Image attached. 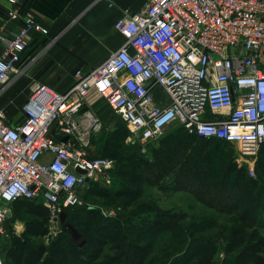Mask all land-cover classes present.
I'll return each instance as SVG.
<instances>
[{
  "label": "built area",
  "instance_id": "built-area-1",
  "mask_svg": "<svg viewBox=\"0 0 264 264\" xmlns=\"http://www.w3.org/2000/svg\"><path fill=\"white\" fill-rule=\"evenodd\" d=\"M5 1L0 93L18 72L31 34L48 33L29 0ZM114 28L124 44L100 67L77 69L63 92L33 84L17 123L0 110V241L9 205L41 204L55 223L64 210L82 205L81 188L114 169V160L88 154L105 129L87 105L92 92L143 151L181 126L233 147L254 174L264 145V0H147ZM155 89L165 104L153 98Z\"/></svg>",
  "mask_w": 264,
  "mask_h": 264
},
{
  "label": "rangeland",
  "instance_id": "rangeland-1",
  "mask_svg": "<svg viewBox=\"0 0 264 264\" xmlns=\"http://www.w3.org/2000/svg\"><path fill=\"white\" fill-rule=\"evenodd\" d=\"M4 20L5 1L0 0V26ZM46 46L47 42L42 36L31 35L28 41L27 53L30 52L28 55L32 54V56H34ZM25 59L27 58H24V60ZM19 76L17 72L11 75V85H13L10 91L11 95L9 94V99L0 104L1 108L5 109L9 114L16 111L18 112L20 109V107H17L18 97H20L25 90L27 93L29 91L27 78L21 77L17 79ZM22 79L25 80L24 85L21 82ZM152 96L158 104L166 103V97L161 91H154ZM90 102H93V100L91 99ZM100 102H102L101 99ZM114 129L117 130V135L120 137L111 139L106 133ZM112 130L107 127L106 131L104 130V132L96 138L95 148L97 153L95 156L114 158L117 161L115 168L110 173L96 175L93 182H89L79 190L82 198V205L66 212L65 220L61 219L63 214L58 217L55 223L48 220V233L38 239L48 248V252L44 257L45 261H49L52 264H72V262L77 260L81 261L79 256L80 252L75 248L74 244L81 239H85V253L90 257L95 256L96 242L104 243L101 257L94 260L96 264H137L136 254L131 247L125 253V260H121L120 257L114 261L119 254L112 243L111 237L102 233L101 229L106 226L103 225V221L114 218L116 213L119 212L128 214L133 210L134 215H144V213L148 211L156 210L157 212L167 213L170 217L173 215L176 219L173 218L171 221L166 219L163 220L166 225H168L169 231L158 235L151 246L150 257L146 262L141 264H147L150 259H154L153 264H181L182 257L188 255L186 251L192 245V241L204 234L213 232V228L212 230H205L202 232L203 228L208 229L205 226L211 225L217 229L218 225L223 224L226 220L227 216L219 212V209H221L223 205L222 199L216 194L223 189L230 191L231 181L229 178H220V175H218L216 171H222L224 164L233 159V162H235L239 168L246 167V177L256 178L255 173L251 175L247 165L239 164V158L235 150L232 149L230 152V147L228 148V146L221 145L219 151L225 156L223 158L224 160L222 158L214 162L204 160L203 164H196L193 161L189 162V165H193L192 167L194 168L192 171L194 174V183L188 184L186 187L181 184L178 186L180 190L177 191H162L158 185L152 181V176L148 174L151 180L149 183L143 185L140 198L135 203L131 204V206H127L124 199H119L114 196V193L119 189L121 190L127 182L129 169L127 168L126 158L136 154L141 159L152 160V150L160 149L161 141L162 143L163 141L168 142L171 139V137L168 136L171 133L177 135L178 129L176 127L169 128L156 143L151 144L144 151L141 144L134 138V135L126 126L117 124ZM178 140L181 142L182 147L179 148V154L176 156V160H181V162L186 160L185 158L188 155L189 149L191 150V147H194L195 150H199L202 153L213 150L216 147V144H204L203 142H196L193 145H191V143L183 145L187 144L188 141L185 140L183 143V139L181 140L178 138ZM166 181L167 180H163L161 184ZM207 190L212 192L211 196L206 195ZM106 191L109 193L108 197L105 198L98 195ZM255 192V190H252L253 194H255ZM256 193H258V191ZM261 200L262 199L258 198L257 202L261 204ZM27 205L28 203L25 201H19L9 205L12 217L5 224L6 232L2 247L5 241L10 242L23 238L25 224L28 220L24 212ZM92 208L93 210L90 211L91 213H87L89 211L85 210ZM151 212L153 213V211ZM260 214H262V212L258 213V215ZM62 221L68 224V229H65ZM139 225L145 226L146 221H142ZM175 226L178 228V231L171 230ZM71 229L72 231L75 230L76 233L78 232L80 238L73 240L75 237L66 232ZM123 230L129 236V239H131L132 230L127 227H124ZM221 248L222 246H220L213 264H232L229 257L222 254Z\"/></svg>",
  "mask_w": 264,
  "mask_h": 264
},
{
  "label": "trees",
  "instance_id": "trees-1",
  "mask_svg": "<svg viewBox=\"0 0 264 264\" xmlns=\"http://www.w3.org/2000/svg\"><path fill=\"white\" fill-rule=\"evenodd\" d=\"M31 35L34 36L35 34L33 33ZM27 49L21 56V62L25 56L30 53H27ZM31 56L32 54H30L28 58L30 59ZM121 125L123 124L121 123ZM174 127L178 129L177 135L171 133L168 136L171 137L168 142L163 141L162 143L161 141V148L152 150V160L141 159L136 154L126 158L127 168L129 169L127 182L121 190L119 189L114 193V196L119 199H124L127 206H131V204L135 203L140 198L143 185L149 183L151 179H153L152 181L155 182L162 191H177L180 190L178 186L181 184L186 187L188 184L194 183V174L192 173L194 168L192 167L193 165H189L190 161L196 164H203L204 160L214 162L225 157L222 155V152L219 151L221 145L228 146L225 142L214 139L197 138L194 135L188 134L181 126ZM104 130L106 131V128L103 129L98 136H100ZM115 130L116 129L107 131L106 135L111 139L120 137L117 135V130ZM98 136L93 139L94 147ZM178 138L181 140L183 139V143L185 140L188 141L187 144L183 145H188L189 143L193 145L196 142H203L204 144H216V147L204 153L191 147V150L189 149L188 155L185 158L186 160L181 162V160H176V156L179 154V148L182 147ZM229 147L230 146H228V148ZM229 149L230 152L232 149L234 150L233 147ZM97 157L112 159L115 161L116 166L117 161L114 158L105 156ZM245 168L246 167L239 168L237 164L233 162V159H231L224 164L222 171H216L217 174L220 175V178H229L231 181L230 191L223 189L216 194L222 199L223 205L222 208L219 209V212L227 216L226 220L223 224L218 225L217 229L211 225L205 226L208 229L203 228L202 232L205 230H212V228L213 232L204 234L192 241V245L190 244V248L186 251L188 255L182 257L181 264H213L220 246H222V254L229 257L232 264H264V145L261 146L254 164L256 178L246 177ZM148 174L152 176L151 179H149ZM163 180L167 181L161 184ZM251 187L252 190L258 191V193L255 192V194H253ZM98 195L106 198L109 196V193L106 191ZM206 195L211 196L212 192L207 190ZM258 198L262 199L261 204L257 202ZM25 202L28 203L24 211L28 220L25 224L23 238L10 242L5 241L3 247L2 243L4 237L1 239L0 255L2 263L52 264L44 259L48 252L47 246L42 241L38 240L48 233V210L41 204L28 201ZM77 207L66 209L59 216L63 214L61 219L65 220L66 212ZM85 210L89 211L87 213H91L90 211H92L93 208ZM151 211H153V213ZM151 211L144 213V215H134L133 210L128 214L119 212L116 213L114 218L103 221V225L106 226L101 229L102 233L111 237L112 243L119 254L117 258L115 257L116 259L114 261L120 257L121 260H125V253L130 247L136 254L137 264L146 262L150 257L151 246L158 235L169 231L168 225H166L163 220L166 219L171 221L173 218L176 219L173 215L170 217L167 213L157 212L156 210ZM259 212H262V214L258 215ZM11 217L7 218L6 222L9 221ZM142 221H146L145 226L139 225ZM62 223L65 229H68V224L64 221H62ZM124 227L132 230V240L129 239V236L124 232ZM171 230L178 231V228L175 226ZM66 232L75 237L73 240L80 238V234L78 232L76 233L75 230L72 231L71 229ZM85 242V239H81L77 241L76 244L73 243L75 248L80 252L78 253L81 261L77 260L72 262V264H96L94 260L101 257L104 243L97 241L95 256L90 257L85 253ZM153 262L154 259H150L147 264H153Z\"/></svg>",
  "mask_w": 264,
  "mask_h": 264
},
{
  "label": "crops",
  "instance_id": "crops-1",
  "mask_svg": "<svg viewBox=\"0 0 264 264\" xmlns=\"http://www.w3.org/2000/svg\"><path fill=\"white\" fill-rule=\"evenodd\" d=\"M146 1L30 0L29 7L36 14L37 21L48 30L45 36L39 34L34 36H42L47 46L30 59L28 58L30 54H27L25 56L27 59H23L19 64L17 75L20 76L17 79L26 77L29 91L27 93L25 90L18 97L17 107H20L18 112L9 114L0 106L8 121L17 123L21 119V109L27 102L33 84H47L54 90L63 92L73 84V76L77 69L87 73L107 61L124 44L123 37L114 28L115 22L126 14L133 15L139 12ZM6 8L8 4L5 1ZM24 81L23 79L21 81L23 85ZM12 88L13 85H10L0 93V104L9 99ZM91 99L93 102H90ZM87 105L102 122L106 120L103 122L105 128L109 127L112 130L117 124H121L95 93L88 95ZM96 153L94 146L88 150L92 158L96 157Z\"/></svg>",
  "mask_w": 264,
  "mask_h": 264
},
{
  "label": "water",
  "instance_id": "water-1",
  "mask_svg": "<svg viewBox=\"0 0 264 264\" xmlns=\"http://www.w3.org/2000/svg\"><path fill=\"white\" fill-rule=\"evenodd\" d=\"M76 172L79 173V174H84V171H82L80 169H76ZM85 181L88 183L89 182V179L87 178ZM10 216H11V212L10 211H7L6 212V217L9 218Z\"/></svg>",
  "mask_w": 264,
  "mask_h": 264
}]
</instances>
